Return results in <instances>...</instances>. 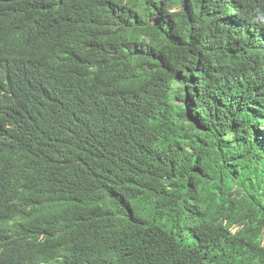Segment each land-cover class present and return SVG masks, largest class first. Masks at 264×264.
Masks as SVG:
<instances>
[{
  "label": "trees",
  "instance_id": "16d2710c",
  "mask_svg": "<svg viewBox=\"0 0 264 264\" xmlns=\"http://www.w3.org/2000/svg\"><path fill=\"white\" fill-rule=\"evenodd\" d=\"M0 35V203L11 238L48 230L34 261L264 264V0H0Z\"/></svg>",
  "mask_w": 264,
  "mask_h": 264
},
{
  "label": "clouds",
  "instance_id": "9594fccd",
  "mask_svg": "<svg viewBox=\"0 0 264 264\" xmlns=\"http://www.w3.org/2000/svg\"><path fill=\"white\" fill-rule=\"evenodd\" d=\"M8 45L0 35V102L6 100H18L21 97V87L17 84L1 67L6 61V52ZM42 62L51 63L52 57L42 56ZM2 170V157L0 155V172ZM1 181V180H0ZM24 221L26 218H22ZM15 217L6 213V208L0 203V264H59L65 254L67 245L61 247V250L49 261H34V258H40L42 247L48 238V230L36 223L30 230L26 240L13 239L14 226L18 224ZM20 227V226H19Z\"/></svg>",
  "mask_w": 264,
  "mask_h": 264
}]
</instances>
